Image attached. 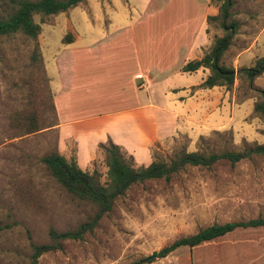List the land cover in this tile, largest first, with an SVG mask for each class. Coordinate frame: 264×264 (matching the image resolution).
Returning a JSON list of instances; mask_svg holds the SVG:
<instances>
[{"label": "rangeland", "instance_id": "obj_1", "mask_svg": "<svg viewBox=\"0 0 264 264\" xmlns=\"http://www.w3.org/2000/svg\"><path fill=\"white\" fill-rule=\"evenodd\" d=\"M222 1L209 0L210 14H220ZM158 2L152 0L151 5ZM171 6L167 3L162 8ZM12 7L11 0H0V14ZM189 8L171 15L167 9L162 12L155 28L158 38L169 40L170 31L181 26L186 30L196 27L200 7ZM78 11V7L69 8V21L62 11L34 14L41 26L36 37L20 31L0 34V264H25L31 240L48 241L50 227L73 228L96 209L90 201L70 194L41 160L45 153L58 150L45 59L55 74L54 55L61 50L66 34L75 35L70 21L79 28ZM230 11L229 19L235 18L237 25L221 61L239 68L264 54V0H233ZM142 16L152 17L147 12ZM205 31L208 40L203 54L216 36L228 32L219 18L206 20ZM196 78L193 74L192 79ZM250 82L237 75L230 87L222 85L224 102L219 115L224 125L195 140L184 134L165 140L153 146L155 157L167 159L182 147L221 150L264 143V118L254 110L262 98L264 71ZM69 155L67 158L74 157L73 151ZM85 169L105 179L107 165L99 147ZM256 216H264V154L234 164L221 159L210 167L187 166L169 180L132 184L93 231L80 239L63 240L61 248L43 252L37 264H257L264 259V225L236 227L226 235L139 262L153 250L205 225Z\"/></svg>", "mask_w": 264, "mask_h": 264}, {"label": "crops", "instance_id": "obj_2", "mask_svg": "<svg viewBox=\"0 0 264 264\" xmlns=\"http://www.w3.org/2000/svg\"><path fill=\"white\" fill-rule=\"evenodd\" d=\"M151 1L81 0L70 7L79 8L81 23L77 28L70 21L75 35L54 55L55 74L45 59L57 149L66 157L73 151L84 169L96 157L98 144L108 138L132 154L136 164L146 165L153 158V146L178 134L195 140L224 125L219 115L222 85H198L208 74L206 67L181 69L186 61L203 55L209 0ZM167 3L173 6L162 8ZM187 6L200 7L197 26H181L170 31L169 40L159 39L155 28L160 14L186 12ZM65 11L69 21V8ZM145 12L152 17L143 18ZM213 95L217 97L210 100ZM263 262L262 258L257 264Z\"/></svg>", "mask_w": 264, "mask_h": 264}, {"label": "trees", "instance_id": "obj_3", "mask_svg": "<svg viewBox=\"0 0 264 264\" xmlns=\"http://www.w3.org/2000/svg\"><path fill=\"white\" fill-rule=\"evenodd\" d=\"M81 0H11L12 9L0 14V34L23 32L31 37H36L41 26L33 17L34 14L49 15L65 11L78 4ZM233 0H223L220 4V14H208L206 20L218 19L222 27L228 32L214 38L211 48L204 52L201 57L186 61L181 69L185 71L196 70L199 67L209 69L208 74L198 84L208 87L224 85L230 87L237 75L245 76L249 82L264 71V54L257 56L247 66L235 68L221 61L223 51L228 47L231 35L236 29L237 20L229 19L230 7ZM72 37L64 36V42H69ZM251 83V82H250ZM261 100L256 101L254 110L260 112L264 118V89L260 88ZM98 147L103 151L107 165L106 177L100 180L97 172H90L80 167L74 157L67 158L58 150L45 153L41 160L50 170L57 181L73 196L87 200L96 207L88 218L80 221L75 227L57 230L50 227L48 230L49 240L44 242L30 241L31 251L29 260L25 264H37L39 256L48 250L61 248L65 239H80L87 232L93 231L102 216L113 208L117 197L125 194L127 189L135 183L149 179L164 178L169 180L174 173L187 166L210 167L216 161L225 159L231 164L242 158H249L253 154H264V143L246 144L241 148H223L221 150L187 149L182 147L175 151L167 159L155 157L152 152V160L144 164H136L132 154L128 153L121 145L107 139L100 142ZM264 225V216H256L248 219L228 220L213 222L199 228L197 231L179 236L162 246L157 255L164 256L178 246H193L204 240L220 236L238 226ZM150 256H144L139 262L150 261ZM136 262H132L134 264Z\"/></svg>", "mask_w": 264, "mask_h": 264}, {"label": "water", "instance_id": "obj_4", "mask_svg": "<svg viewBox=\"0 0 264 264\" xmlns=\"http://www.w3.org/2000/svg\"><path fill=\"white\" fill-rule=\"evenodd\" d=\"M157 255V251L153 250L152 253L149 255L150 257L156 256Z\"/></svg>", "mask_w": 264, "mask_h": 264}]
</instances>
